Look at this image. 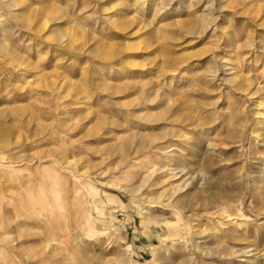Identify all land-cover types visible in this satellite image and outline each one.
Instances as JSON below:
<instances>
[{"label": "rangeland", "instance_id": "rangeland-1", "mask_svg": "<svg viewBox=\"0 0 264 264\" xmlns=\"http://www.w3.org/2000/svg\"><path fill=\"white\" fill-rule=\"evenodd\" d=\"M0 264H264V0H0Z\"/></svg>", "mask_w": 264, "mask_h": 264}]
</instances>
